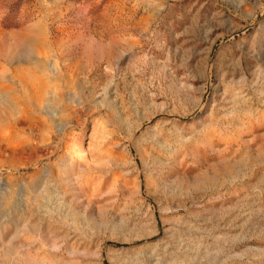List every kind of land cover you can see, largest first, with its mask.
<instances>
[{
  "label": "rangeland",
  "instance_id": "obj_1",
  "mask_svg": "<svg viewBox=\"0 0 264 264\" xmlns=\"http://www.w3.org/2000/svg\"><path fill=\"white\" fill-rule=\"evenodd\" d=\"M1 37L0 264H264V0H0Z\"/></svg>",
  "mask_w": 264,
  "mask_h": 264
},
{
  "label": "bare ground",
  "instance_id": "obj_2",
  "mask_svg": "<svg viewBox=\"0 0 264 264\" xmlns=\"http://www.w3.org/2000/svg\"><path fill=\"white\" fill-rule=\"evenodd\" d=\"M23 40L24 39L19 40L17 38L13 42H8L4 38L1 37L0 38V54H2V55H6V54L10 55V54H12V52L14 50H16L15 49L16 47H19L21 44H23L22 43ZM27 76H30V74H28ZM135 127L136 126H134L133 129ZM160 135H162L163 138L165 137L163 134H160ZM231 172H232V170H231V167H230V163L227 162V163H223V164L221 163L220 164V163H218L216 161H213V163L211 164L210 170L205 171V172H203L201 174V176H200L201 178L199 180L200 183H198V184L201 185V184H204L206 182H210L212 184L217 183L222 176H226L227 177L228 175L231 174ZM198 176H199V174H198ZM68 207L71 210L72 215L76 216L77 212L75 211V209L73 207L69 206V205H68Z\"/></svg>",
  "mask_w": 264,
  "mask_h": 264
}]
</instances>
